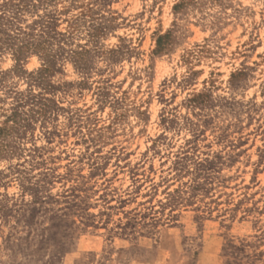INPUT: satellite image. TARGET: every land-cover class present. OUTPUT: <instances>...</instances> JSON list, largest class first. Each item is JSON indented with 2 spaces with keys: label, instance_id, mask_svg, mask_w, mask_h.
Segmentation results:
<instances>
[{
  "label": "rangeland",
  "instance_id": "1",
  "mask_svg": "<svg viewBox=\"0 0 264 264\" xmlns=\"http://www.w3.org/2000/svg\"><path fill=\"white\" fill-rule=\"evenodd\" d=\"M0 264H264V0H0Z\"/></svg>",
  "mask_w": 264,
  "mask_h": 264
}]
</instances>
